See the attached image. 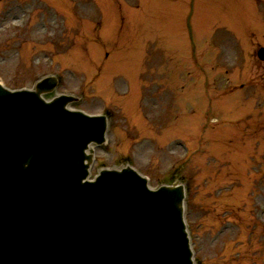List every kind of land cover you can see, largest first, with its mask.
I'll return each mask as SVG.
<instances>
[{"label": "rangeland", "instance_id": "1", "mask_svg": "<svg viewBox=\"0 0 264 264\" xmlns=\"http://www.w3.org/2000/svg\"><path fill=\"white\" fill-rule=\"evenodd\" d=\"M122 1L0 0V81L27 88L60 73L56 93L85 94L73 107L115 113L108 142L92 148V176L131 163L157 186L187 159L196 262L264 264V61L256 55L264 46V0H204L220 12L221 30L212 39L204 27L198 31L206 56L196 50L190 71L185 68L176 83L164 79L162 91L158 82L168 75L161 74L166 68H158L152 49L178 50L176 67L189 44L185 18L168 27L169 35L158 33L143 16L160 19L146 11L129 7L134 14L121 18ZM148 1L155 13L158 0ZM199 5L194 23H211L213 18L198 17Z\"/></svg>", "mask_w": 264, "mask_h": 264}, {"label": "water", "instance_id": "2", "mask_svg": "<svg viewBox=\"0 0 264 264\" xmlns=\"http://www.w3.org/2000/svg\"><path fill=\"white\" fill-rule=\"evenodd\" d=\"M49 80L0 83V264H195L183 186L149 188L131 168L90 180L106 119L47 99Z\"/></svg>", "mask_w": 264, "mask_h": 264}]
</instances>
